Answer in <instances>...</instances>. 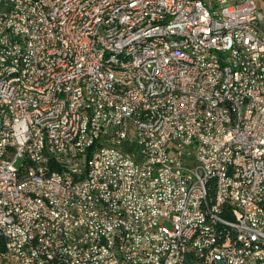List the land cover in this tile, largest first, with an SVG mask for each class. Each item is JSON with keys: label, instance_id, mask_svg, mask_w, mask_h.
<instances>
[{"label": "built area", "instance_id": "obj_1", "mask_svg": "<svg viewBox=\"0 0 264 264\" xmlns=\"http://www.w3.org/2000/svg\"><path fill=\"white\" fill-rule=\"evenodd\" d=\"M39 1L43 16L0 0V264H264V0H130L128 13L115 0H71L59 12ZM75 4L84 14L65 35ZM166 7L180 14L161 24ZM112 11L116 28L100 29L106 49L91 50V21L112 20ZM19 29L38 38L37 58L12 46ZM50 29L62 33V48ZM17 52H26V70L15 69ZM82 88H97L99 101ZM74 116H83L81 138Z\"/></svg>", "mask_w": 264, "mask_h": 264}, {"label": "bare ground", "instance_id": "obj_2", "mask_svg": "<svg viewBox=\"0 0 264 264\" xmlns=\"http://www.w3.org/2000/svg\"><path fill=\"white\" fill-rule=\"evenodd\" d=\"M20 5L30 7V13L35 16H43L44 7L41 6L39 0H17ZM71 0H48V8L51 12H59V6H66ZM130 0H115V6H121V13H128V5ZM84 14V5L75 4V14L66 21L65 35H72L75 33L76 27L80 23V17ZM180 14V7H166L163 9V14L160 15V23L168 24L174 15ZM148 16V8L140 7L137 12V19H144ZM116 21H119V11H112V20H93L91 21V28L88 34V42L91 50L106 49V42L101 41V30H112L116 28ZM19 28H26V19H19ZM50 38L53 41L54 48H62V33L57 29H50ZM10 41L15 50L27 51V58H37L38 48L32 45H38V38H33L32 30L19 29V35L10 34ZM71 40H63V50H70ZM137 50H146L147 42H136ZM39 51L47 53L49 58H57V51L50 50V44L39 43ZM112 56H121L120 48H112ZM6 59H13V52H6ZM26 52H17L15 60V69L26 70ZM52 71H65V63L51 62ZM110 70H117V63H110ZM68 87H76V80H68ZM109 94L114 97H122V89L119 86H110ZM58 95H67V86H58ZM82 95H87L90 98V103H97L99 101V92L97 88H82ZM23 98L26 100H38L39 91L23 89ZM77 106H84V99H77ZM218 112H225V105H218ZM73 137L81 138L83 134V116L72 117ZM126 135H133V128H126ZM37 148H44V133H37L36 135ZM50 147H57V139L49 138ZM70 158L79 159V151H70ZM211 195V183L202 182V196ZM197 207H204V199H196ZM197 229V221L189 222V230ZM199 242L191 243V250H198ZM66 258H74V251H66ZM192 252H184V260H191Z\"/></svg>", "mask_w": 264, "mask_h": 264}, {"label": "trees", "instance_id": "obj_3", "mask_svg": "<svg viewBox=\"0 0 264 264\" xmlns=\"http://www.w3.org/2000/svg\"><path fill=\"white\" fill-rule=\"evenodd\" d=\"M3 247V238L0 237V249Z\"/></svg>", "mask_w": 264, "mask_h": 264}, {"label": "rangeland", "instance_id": "obj_4", "mask_svg": "<svg viewBox=\"0 0 264 264\" xmlns=\"http://www.w3.org/2000/svg\"><path fill=\"white\" fill-rule=\"evenodd\" d=\"M256 3L259 5V2L258 1H256Z\"/></svg>", "mask_w": 264, "mask_h": 264}, {"label": "water", "instance_id": "obj_5", "mask_svg": "<svg viewBox=\"0 0 264 264\" xmlns=\"http://www.w3.org/2000/svg\"><path fill=\"white\" fill-rule=\"evenodd\" d=\"M219 264H223V263L220 261Z\"/></svg>", "mask_w": 264, "mask_h": 264}]
</instances>
